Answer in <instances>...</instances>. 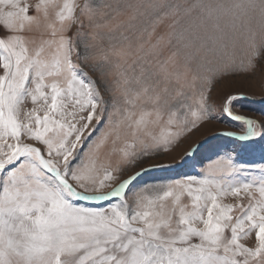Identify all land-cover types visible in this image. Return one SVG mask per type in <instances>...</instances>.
<instances>
[{
	"label": "snow or ice",
	"instance_id": "obj_1",
	"mask_svg": "<svg viewBox=\"0 0 264 264\" xmlns=\"http://www.w3.org/2000/svg\"><path fill=\"white\" fill-rule=\"evenodd\" d=\"M257 73L264 0H0V264H264V162L137 184Z\"/></svg>",
	"mask_w": 264,
	"mask_h": 264
},
{
	"label": "rangeland",
	"instance_id": "obj_2",
	"mask_svg": "<svg viewBox=\"0 0 264 264\" xmlns=\"http://www.w3.org/2000/svg\"><path fill=\"white\" fill-rule=\"evenodd\" d=\"M228 96L237 97L230 105L234 115L264 122V76L257 73L254 76H238L230 82H221L211 92L209 100V103L214 106V118L203 122L201 127L182 139L173 150L156 158L164 163L173 164V167L146 173L137 181V184L154 179L200 175L209 162L222 155H231L237 163L264 162V136L255 140L241 141L234 137L219 135L222 132H235L242 135L245 128L242 121H237L223 112ZM31 106L29 102L28 107ZM196 144H199V147L194 155L184 158L181 162L185 152ZM150 163L146 161L144 166L147 167ZM131 171L129 169L124 172L122 177L131 174ZM227 202L233 201L228 199Z\"/></svg>",
	"mask_w": 264,
	"mask_h": 264
}]
</instances>
